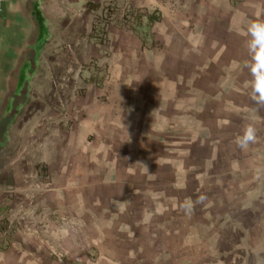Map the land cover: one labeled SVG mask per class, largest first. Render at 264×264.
<instances>
[{
	"label": "rangeland",
	"instance_id": "obj_1",
	"mask_svg": "<svg viewBox=\"0 0 264 264\" xmlns=\"http://www.w3.org/2000/svg\"><path fill=\"white\" fill-rule=\"evenodd\" d=\"M230 3L47 1L49 26L33 47L45 48L46 89L0 96V244L39 230L49 246L82 240L115 199L121 233L162 236L150 241L162 264H264V107L250 96L249 57L225 75L205 59L213 49L191 39ZM143 81L183 88L187 117L155 132L138 116L124 127L118 108ZM108 107L121 128L99 116ZM251 119L258 142L241 150L235 139Z\"/></svg>",
	"mask_w": 264,
	"mask_h": 264
},
{
	"label": "crops",
	"instance_id": "obj_2",
	"mask_svg": "<svg viewBox=\"0 0 264 264\" xmlns=\"http://www.w3.org/2000/svg\"><path fill=\"white\" fill-rule=\"evenodd\" d=\"M47 1L6 0L4 2L0 13V96L12 95L19 87L29 91L35 87V94L38 95L46 89L43 84L46 77L42 70H39L45 56V48L36 55L33 47L37 46V42L42 37L41 29L45 31L49 26L46 17ZM230 1L228 9H220L222 17L215 19L214 22L217 23L215 27L214 24H207L203 35L202 31L191 32V39L201 42L196 44L200 47L198 52L204 51L207 47L213 49L214 59L208 53L204 55L206 61L211 64L209 66L219 67L223 73L226 68L228 72L224 73L225 75H231L229 63L233 68L245 64L243 55L248 53L243 47H246L247 23L254 19H264V0ZM234 54L235 63H232L231 55ZM221 57L227 58L229 62L223 58L220 60ZM36 58H39L38 69L32 72L33 69L30 67H33ZM201 68L204 69L202 66ZM185 70L189 71L187 68ZM31 73L35 76L33 74L29 77L27 83H20L18 78L21 75L24 79L25 74L31 75ZM223 79L225 78H221ZM160 85L156 89L154 83L143 81L134 89V101L128 103L127 107L124 105L118 108L125 116L122 120L126 121L124 127L128 126V121L132 117L134 126L138 127L134 123L138 116V119L148 122L145 127L155 132L159 127L173 126L174 120L187 117L185 113H188L190 106L186 103L185 90ZM124 93L121 94L122 100L127 98ZM116 113L118 112L108 107L104 114L99 116L106 118L110 122V127L121 128V114L116 117L114 115ZM1 119L3 115L0 114ZM140 126L142 127V124ZM119 143L121 144V140ZM109 171L116 170L109 168ZM4 199L0 187V206ZM123 219L121 200H107L101 214L94 216L95 222L91 219L88 221L82 240L73 239L72 236L64 239L58 237L59 242L49 246L45 244L44 238L40 237V230L36 236L23 231L17 241L12 240L6 245L0 244V264H162L160 259H157L158 255L154 253V249L150 248V241L157 242L162 236L148 233L149 236L146 237L147 232L134 233L135 235L131 237L125 236L127 233H121Z\"/></svg>",
	"mask_w": 264,
	"mask_h": 264
},
{
	"label": "clouds",
	"instance_id": "obj_3",
	"mask_svg": "<svg viewBox=\"0 0 264 264\" xmlns=\"http://www.w3.org/2000/svg\"><path fill=\"white\" fill-rule=\"evenodd\" d=\"M248 62L245 67L250 74V96L253 102L264 107V19H254L245 28ZM258 127L255 119H251L243 127L242 134L235 139L241 150H247L258 142ZM139 163V162H138ZM148 171L147 167L145 166Z\"/></svg>",
	"mask_w": 264,
	"mask_h": 264
},
{
	"label": "built area",
	"instance_id": "obj_4",
	"mask_svg": "<svg viewBox=\"0 0 264 264\" xmlns=\"http://www.w3.org/2000/svg\"><path fill=\"white\" fill-rule=\"evenodd\" d=\"M6 0H0V13L2 12V9H3V5H4V2Z\"/></svg>",
	"mask_w": 264,
	"mask_h": 264
}]
</instances>
